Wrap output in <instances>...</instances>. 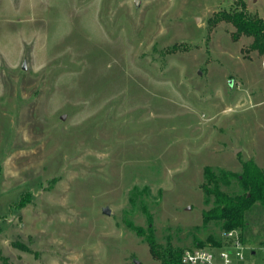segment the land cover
Instances as JSON below:
<instances>
[{
    "label": "rangeland",
    "instance_id": "374dc122",
    "mask_svg": "<svg viewBox=\"0 0 264 264\" xmlns=\"http://www.w3.org/2000/svg\"><path fill=\"white\" fill-rule=\"evenodd\" d=\"M136 1L0 0L7 264H156L132 227L150 219L159 243L216 252L205 168H264V54L216 17L243 1L264 18V0ZM252 217L245 252L264 264Z\"/></svg>",
    "mask_w": 264,
    "mask_h": 264
},
{
    "label": "trees",
    "instance_id": "16d2710c",
    "mask_svg": "<svg viewBox=\"0 0 264 264\" xmlns=\"http://www.w3.org/2000/svg\"><path fill=\"white\" fill-rule=\"evenodd\" d=\"M220 21L232 23L235 28V36L247 35L252 37V47L259 53L264 54V18L255 12H247L243 1L224 10L216 15ZM243 170L240 174L230 171L216 173L210 168H205L206 182L202 183L205 194V202L213 199V205L202 212L203 222L218 221L221 223L222 232L233 229L240 231V239L246 243L243 231L252 224V212L262 207L264 210V168L257 164L254 159L242 162ZM239 181L240 192L230 193L222 189L221 184H229L231 177ZM136 233L144 238L149 246L152 257L156 264H186L182 261L184 249L175 246L170 240L161 244L155 238L152 220H149L147 229L141 226H132ZM212 247H220L225 244L223 235L216 240L209 236ZM197 247H204L201 241H195ZM0 257L7 264V258L0 251Z\"/></svg>",
    "mask_w": 264,
    "mask_h": 264
},
{
    "label": "built area",
    "instance_id": "2783aa9c",
    "mask_svg": "<svg viewBox=\"0 0 264 264\" xmlns=\"http://www.w3.org/2000/svg\"><path fill=\"white\" fill-rule=\"evenodd\" d=\"M222 235L225 244L215 247L218 249L216 252L206 246L186 248L182 254V261L186 264H244L252 259L246 255L245 251L249 246L240 239L239 230L224 231ZM250 249L254 255L256 249L252 247Z\"/></svg>",
    "mask_w": 264,
    "mask_h": 264
},
{
    "label": "water",
    "instance_id": "95a60500",
    "mask_svg": "<svg viewBox=\"0 0 264 264\" xmlns=\"http://www.w3.org/2000/svg\"><path fill=\"white\" fill-rule=\"evenodd\" d=\"M136 4L138 5V0L136 1ZM22 68L26 69V63L23 64ZM103 211L106 214H110V208L109 207H104ZM135 262H136V264H139L140 261L136 260Z\"/></svg>",
    "mask_w": 264,
    "mask_h": 264
},
{
    "label": "crops",
    "instance_id": "0c3cea01",
    "mask_svg": "<svg viewBox=\"0 0 264 264\" xmlns=\"http://www.w3.org/2000/svg\"><path fill=\"white\" fill-rule=\"evenodd\" d=\"M250 262H252V260H248L245 264H249Z\"/></svg>",
    "mask_w": 264,
    "mask_h": 264
}]
</instances>
